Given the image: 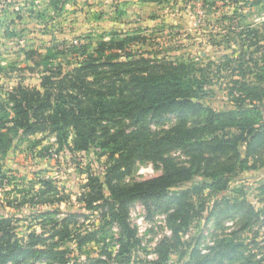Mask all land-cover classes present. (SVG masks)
<instances>
[{"label": "trees", "instance_id": "1", "mask_svg": "<svg viewBox=\"0 0 264 264\" xmlns=\"http://www.w3.org/2000/svg\"><path fill=\"white\" fill-rule=\"evenodd\" d=\"M23 1L25 7H37L38 0ZM61 1L68 4L75 0ZM243 34V41L249 40L248 47H256L254 53L259 56L255 60V54L250 55L248 62L254 68L246 67L245 53L238 59L226 56L227 62L220 64L217 75L226 69L236 78L229 90L234 108L220 113L201 103L214 63L202 67L194 60L180 62L136 55L132 48L147 42L143 36L121 37L115 33L94 44L65 46L64 50L77 57L72 70L66 73L61 67L48 68L50 52L60 46L41 55L46 70L40 87L20 84L0 95V187L16 184L17 176L11 173L13 170H6L3 162L20 134L53 136L59 150L66 149L74 155L95 148L107 158L105 170L102 175L92 170L86 173L77 202L98 218L82 231L78 219L88 220L87 214L68 212L61 217L60 211L47 209L32 218L48 221L50 230L20 236L16 225L19 220L0 215V264H74V251L67 247L68 243H75L79 251L100 245L99 258H90L85 264H111L114 252L107 228L116 225L126 246L139 242L137 231L129 222L130 207L135 202L173 207L167 223L176 246L162 242L157 250L158 261L140 262L169 264L171 247L180 246L182 236L206 212L204 201L200 204L195 199H202L206 190L214 194L230 191L234 175L251 169L250 161L264 150V46H260L259 30H244L240 37ZM35 54L29 53L28 58ZM254 70L257 82L250 84L246 78ZM239 77L244 80L239 81ZM167 115H175L179 121L159 132L146 129L149 122L160 124ZM242 144L247 145L244 155ZM176 151L187 158L186 164L172 156ZM140 161L160 165L162 174L126 182ZM196 177H202L203 183L172 193ZM69 199L70 195L62 194L53 181L38 179L22 200L9 207L53 208ZM233 210L245 213L243 230L258 221L259 213L247 202L228 204L221 215L228 216ZM56 215L59 218L51 220ZM123 241L120 240L122 245ZM223 243L218 249H211L213 256L202 259L198 251H193L187 264H256L253 257L240 252L242 245L223 248Z\"/></svg>", "mask_w": 264, "mask_h": 264}, {"label": "rangeland", "instance_id": "2", "mask_svg": "<svg viewBox=\"0 0 264 264\" xmlns=\"http://www.w3.org/2000/svg\"><path fill=\"white\" fill-rule=\"evenodd\" d=\"M151 1L75 0L67 4L61 0H38L37 7L33 8L25 7L23 0H0V95L20 84L29 88L40 87L46 70L40 56H46L54 46L60 47L50 52L48 68L61 67L66 73L72 70L77 57L64 50L65 46L74 44L80 47L87 42L94 44L101 37L108 40L118 33L121 37L134 35L146 38L144 45L132 48L136 55L180 62L194 60L202 67L214 63L209 85L205 87L206 96L201 103L218 113L233 110L229 90L234 87L236 78L226 69H222L220 75L216 72L220 64L227 62L226 56L238 59L242 53L246 55V67L254 68L248 60L251 53L255 54L256 47H248L250 41L244 42L242 38L246 35L240 37V34L248 29L259 30L260 46H264V0ZM33 52L37 53L34 58H28V54ZM258 56L255 54L254 59ZM234 66L232 64L231 68ZM256 74L254 70L246 78L247 82L255 84ZM243 80L239 77V81ZM178 121L177 116L167 115L160 124L149 122L146 129L159 132L164 126L169 128ZM240 149L244 155L247 145L242 144ZM100 154L99 150L92 148L88 153L74 155L66 149L59 150L53 136L20 134L3 162L6 170H13L11 173H15L17 180L14 185L0 187V206H3L0 207V215L14 216L19 220L16 225L20 236L32 231L42 234L50 230L48 221L32 218L47 209L60 211L61 217L68 212L87 214L88 220H78L80 229L88 230L98 217L86 211L85 205L77 202V198L89 170L99 175L104 172L107 158ZM172 156L181 164L187 162L181 151ZM248 166L253 167L234 175L230 191L214 194L206 190L202 199H195L200 204L201 200L204 201L206 212L182 236L181 245L171 247L169 264L189 263L193 251H198L201 259L213 256L215 252L211 249H218L223 241V248L240 244V252L244 256L253 257L256 264H264V150ZM161 174L160 165L140 161L126 182L149 180ZM38 179L53 181L62 194L70 195V201L53 207L55 209L44 206L10 208V204L15 205L24 198L31 184ZM203 181L202 177H196L192 183L172 193L190 190ZM241 202L252 205L259 213L258 221L254 220L248 230L242 229L245 213L238 214L233 210L228 216L221 215L228 204ZM172 208L165 203L145 205L135 202L130 207L129 222L137 231L139 242L126 246L127 242L116 225L107 228L114 252L110 263L156 262L157 250L162 242L176 246L167 223ZM57 218L59 216L56 215L51 220ZM121 239H124L123 245ZM67 247L74 251V264H85L90 258H99L100 245H89L81 251L75 243H68Z\"/></svg>", "mask_w": 264, "mask_h": 264}]
</instances>
